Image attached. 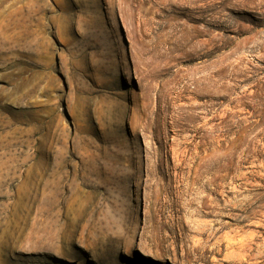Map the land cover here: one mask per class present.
Masks as SVG:
<instances>
[{"label": "rangeland", "instance_id": "rangeland-1", "mask_svg": "<svg viewBox=\"0 0 264 264\" xmlns=\"http://www.w3.org/2000/svg\"><path fill=\"white\" fill-rule=\"evenodd\" d=\"M0 264H264V0H0Z\"/></svg>", "mask_w": 264, "mask_h": 264}]
</instances>
